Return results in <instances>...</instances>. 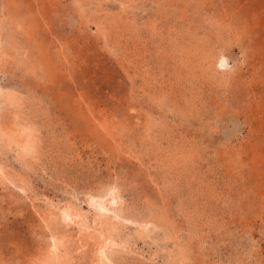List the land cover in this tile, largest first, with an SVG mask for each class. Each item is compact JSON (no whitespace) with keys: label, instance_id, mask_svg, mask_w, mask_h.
<instances>
[{"label":"rangeland","instance_id":"374dc122","mask_svg":"<svg viewBox=\"0 0 264 264\" xmlns=\"http://www.w3.org/2000/svg\"><path fill=\"white\" fill-rule=\"evenodd\" d=\"M0 264H264V0H0Z\"/></svg>","mask_w":264,"mask_h":264},{"label":"bare ground","instance_id":"6f19581e","mask_svg":"<svg viewBox=\"0 0 264 264\" xmlns=\"http://www.w3.org/2000/svg\"><path fill=\"white\" fill-rule=\"evenodd\" d=\"M2 48V47H1ZM29 147V146H28ZM27 148V147H26ZM27 150V149H25ZM116 204V201L113 197H110V198H107V199H104V198H93V197H90L88 198L87 200V206L90 210L93 211V214H94V219L93 221H96V218L95 217H102V218H108V219H115V217L112 216L111 214V208L113 205ZM66 208V207H65ZM52 209L54 210V214L57 215V217L63 222L65 223L66 225H69L71 223H74V220H73V216L71 214V210L69 209H61V208H57V207H52ZM119 216V215H117ZM82 217V215H81ZM84 217H87L86 215ZM88 227V226H87ZM88 229V228H87ZM91 229V228H90ZM90 231V230H89ZM52 242V241H51ZM51 245H53V247H57V243L56 241H53L52 243H50ZM54 250V249H52ZM57 250V248H56ZM101 253V256L104 257L106 260H109V258H107L106 256V251L103 250L102 248L100 249L99 251ZM49 253V252H48Z\"/></svg>","mask_w":264,"mask_h":264}]
</instances>
